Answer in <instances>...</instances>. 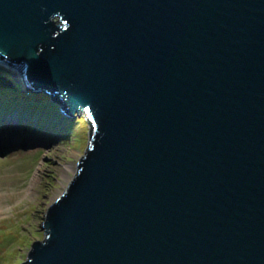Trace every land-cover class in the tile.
I'll list each match as a JSON object with an SVG mask.
<instances>
[{
	"label": "water",
	"instance_id": "95a60500",
	"mask_svg": "<svg viewBox=\"0 0 264 264\" xmlns=\"http://www.w3.org/2000/svg\"><path fill=\"white\" fill-rule=\"evenodd\" d=\"M5 68L90 131L22 264H264V0H0Z\"/></svg>",
	"mask_w": 264,
	"mask_h": 264
},
{
	"label": "rangeland",
	"instance_id": "374dc122",
	"mask_svg": "<svg viewBox=\"0 0 264 264\" xmlns=\"http://www.w3.org/2000/svg\"><path fill=\"white\" fill-rule=\"evenodd\" d=\"M4 73L10 71L0 69L1 78L6 80ZM11 76L15 80L20 78ZM57 112H60L58 105L52 118H58ZM70 124L67 120L65 128ZM23 132L14 145L3 147L5 151L0 155V264L25 263L32 244L44 240L46 213L74 178L90 133L89 124L82 121H76L71 130L60 131L58 135ZM16 145L20 147L15 148Z\"/></svg>",
	"mask_w": 264,
	"mask_h": 264
},
{
	"label": "trees",
	"instance_id": "16d2710c",
	"mask_svg": "<svg viewBox=\"0 0 264 264\" xmlns=\"http://www.w3.org/2000/svg\"><path fill=\"white\" fill-rule=\"evenodd\" d=\"M13 87L7 86L9 90H7L1 82L0 79V116L2 119L5 115H9L12 113V110H20L21 114H24L26 118L34 119L38 117L41 123L44 125L48 117H51L54 114V109L56 104H59L55 101L56 96L50 92H42L40 94H32V93H21V90L17 87L18 83L13 81ZM7 92V94H6ZM48 93L52 96V99L56 102L53 103L52 99L47 100L45 93ZM40 95V96H36ZM11 97L13 100L11 101ZM62 105L63 103L60 102ZM61 104H59L61 106ZM76 121H82L84 124H88V121L85 117L79 118L76 120H69L68 123H71L68 128L60 127V131L71 130L72 126ZM85 121V122H84ZM1 130V129H0Z\"/></svg>",
	"mask_w": 264,
	"mask_h": 264
},
{
	"label": "bare ground",
	"instance_id": "6f19581e",
	"mask_svg": "<svg viewBox=\"0 0 264 264\" xmlns=\"http://www.w3.org/2000/svg\"><path fill=\"white\" fill-rule=\"evenodd\" d=\"M6 69V68H5ZM3 69L4 71H7L8 69ZM18 76V75H17ZM19 77V76H18ZM7 90H9L8 88H7V86L5 87ZM22 94H24L23 92H21ZM6 94H7V92H6ZM1 100V99H0ZM20 111V110H19ZM22 112H20V114H21ZM52 117H54L53 115L51 116V118H49V119H51V123L52 124H47V126L46 127H49V128H54L55 129V127H58V125L56 126V125H53V123H54V121H55V118H52ZM57 117V116H56ZM35 126L37 125V123L36 124H34Z\"/></svg>",
	"mask_w": 264,
	"mask_h": 264
},
{
	"label": "clouds",
	"instance_id": "9594fccd",
	"mask_svg": "<svg viewBox=\"0 0 264 264\" xmlns=\"http://www.w3.org/2000/svg\"><path fill=\"white\" fill-rule=\"evenodd\" d=\"M45 92V91H44ZM45 96V95H44ZM58 103H60V102H58ZM61 104V103H60ZM61 106H62V108H63V105L61 104ZM87 120V119H86ZM88 121V120H87ZM88 124H89V121H88ZM30 251V250H29ZM28 255V254H27ZM27 259V258H26Z\"/></svg>",
	"mask_w": 264,
	"mask_h": 264
}]
</instances>
